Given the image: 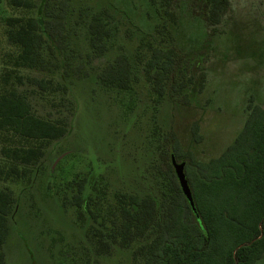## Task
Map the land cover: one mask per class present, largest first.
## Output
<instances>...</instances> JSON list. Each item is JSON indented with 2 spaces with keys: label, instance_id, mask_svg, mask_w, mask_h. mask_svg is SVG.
Instances as JSON below:
<instances>
[{
  "label": "trees",
  "instance_id": "16d2710c",
  "mask_svg": "<svg viewBox=\"0 0 264 264\" xmlns=\"http://www.w3.org/2000/svg\"><path fill=\"white\" fill-rule=\"evenodd\" d=\"M176 3L189 10L190 22L210 27V35L230 7V0H0L6 11L0 14V264H9L6 249L20 196L10 185L28 190L44 173L50 149L72 130L78 82L92 79L118 97L132 93L143 73L157 110L167 82L175 97L192 86L202 91L205 48L192 45L193 55L179 51L175 27L183 30L189 21L175 13ZM141 5L155 19L149 30L134 22ZM119 37L134 41V48L123 46ZM38 98L49 108L45 113L34 104ZM158 122V195L116 190L109 198L100 187L94 196L84 176L57 191L55 176L49 175L47 191H54L61 209L73 212L83 228L85 250L82 258H70L71 264H259L264 257V100L249 99L243 127L210 160L184 152L172 128L163 138L166 128ZM193 133L200 137L197 124ZM172 156L185 162L195 210Z\"/></svg>",
  "mask_w": 264,
  "mask_h": 264
},
{
  "label": "rangeland",
  "instance_id": "374dc122",
  "mask_svg": "<svg viewBox=\"0 0 264 264\" xmlns=\"http://www.w3.org/2000/svg\"><path fill=\"white\" fill-rule=\"evenodd\" d=\"M3 7L0 5V14H6ZM142 9L141 5L136 10L134 22L149 30L155 19ZM174 11L189 21L183 24V30L182 25L175 27L180 34L179 51L193 55V46L205 48L202 91L189 86L187 94L175 97L167 82L157 110V98L143 73L132 93L118 97L115 92L106 93L92 79L78 82L73 87L76 114L72 130L50 149L44 159V173L28 190L10 185L20 196L12 221L15 232L6 249L9 264H71L70 258H82L83 228L73 212L61 209L60 201L52 195L54 191H47L50 174L55 176L57 191L68 181L84 176L91 181L88 192L94 196L100 195V187L107 189L109 198L116 190L158 195L155 171L160 158L156 139L161 132L154 130L157 114L158 123L166 128L163 138L172 128L182 150L203 161L218 157L233 142L243 127L250 98L258 104L263 102L264 0H230L215 35H210L205 23L190 22L193 17L182 5L176 3ZM121 41L131 49L135 46L134 41ZM98 60L96 65L100 64ZM34 104L41 113L49 109L39 98ZM195 124L199 138L193 133ZM259 264H264V257Z\"/></svg>",
  "mask_w": 264,
  "mask_h": 264
},
{
  "label": "water",
  "instance_id": "95a60500",
  "mask_svg": "<svg viewBox=\"0 0 264 264\" xmlns=\"http://www.w3.org/2000/svg\"><path fill=\"white\" fill-rule=\"evenodd\" d=\"M60 157L56 160L55 164L53 165V169H54L57 161L60 159ZM172 163H173V166L175 168L177 177L179 179V183H180V186L182 188V191H183L184 195L186 196L187 200L189 201L191 207L195 210L196 208H195L194 197H193L192 190L190 188L189 182H188L186 174H185V162L178 163L176 161L175 157L172 156ZM262 235L263 234H261V236Z\"/></svg>",
  "mask_w": 264,
  "mask_h": 264
}]
</instances>
